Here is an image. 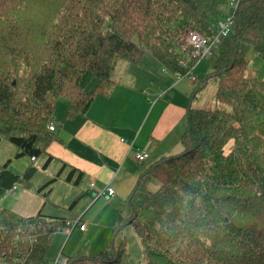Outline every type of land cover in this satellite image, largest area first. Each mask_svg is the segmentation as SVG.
<instances>
[{
  "label": "trees",
  "instance_id": "16d2710c",
  "mask_svg": "<svg viewBox=\"0 0 264 264\" xmlns=\"http://www.w3.org/2000/svg\"><path fill=\"white\" fill-rule=\"evenodd\" d=\"M228 3L0 0V141L15 147L14 159L33 157L20 173L10 169L12 158L0 164V201L15 184L30 185L34 161L58 140L48 129L56 100L67 103L65 119L85 114L95 96L112 92L118 61L138 64L146 54L165 71L184 74L182 37L196 30L211 39L212 23ZM233 19L196 87L217 81L214 107L187 108L182 150L150 163L141 176L158 186L135 199L137 186L128 200L127 225L142 245V260L130 261L121 236L98 252L68 255L66 264H264V78L246 75L241 49L251 45L264 62V0H237ZM46 155L42 168L52 160ZM145 210L149 215L139 219ZM40 219L50 226L35 241H15L18 228ZM63 220L40 212L21 217L0 205V264H48L53 230Z\"/></svg>",
  "mask_w": 264,
  "mask_h": 264
},
{
  "label": "crops",
  "instance_id": "0c3cea01",
  "mask_svg": "<svg viewBox=\"0 0 264 264\" xmlns=\"http://www.w3.org/2000/svg\"><path fill=\"white\" fill-rule=\"evenodd\" d=\"M196 65L192 68L194 77ZM113 79L116 84L110 95L95 96L83 115L65 119L67 103L56 100L52 123L58 140L46 148L52 160L42 168L47 155L36 159L37 169L30 185L15 184L1 205L21 217L38 212L62 219L80 216L85 229L71 232L68 238L75 236V241L68 249L65 247L69 239L63 236L54 255L60 251L73 254L83 244L78 243L80 238L89 242L88 238L94 239L100 231L102 242L88 250L98 252L110 244L114 231H125L131 226L127 225L132 212L128 200L137 186L135 197L143 185L150 183L141 176L143 170L155 160L181 150L186 110L204 87L196 90L195 80L188 76L177 79L147 54L138 64L118 61ZM57 109L60 115L54 116ZM139 150L148 154L142 161L135 159ZM17 160L12 159L9 165L10 169L16 165L11 170L17 173L31 161L27 157ZM53 177L55 181L45 185ZM90 181L94 183L92 188L88 186ZM106 186L112 187L114 193L108 194ZM78 205L82 208L76 214L70 213ZM54 255H48L49 259Z\"/></svg>",
  "mask_w": 264,
  "mask_h": 264
},
{
  "label": "rangeland",
  "instance_id": "374dc122",
  "mask_svg": "<svg viewBox=\"0 0 264 264\" xmlns=\"http://www.w3.org/2000/svg\"><path fill=\"white\" fill-rule=\"evenodd\" d=\"M230 1L231 0H229V3H228V8H227L228 10L231 9ZM241 49L244 51L245 57L249 61L248 67L246 69V75L256 77L259 79H263L264 78V62L257 55H255L253 53L251 45L241 43ZM193 59L195 61L193 62L194 64L191 66L193 67L197 63L196 70H195L196 71V76H195L196 80L195 81H196V87H197L198 81L203 76H205V74L208 72V70L210 71V69H209V64H208L207 58H200V59L193 58ZM207 80H208L207 84H205L202 89L200 88L201 90H200V92H198L196 99L192 101V104H191L192 107H198V108H204V109H211L214 107V105H215V91H216L217 81L214 78H209ZM95 83H96V79H92L91 82L88 84L87 88L89 90H91L94 87ZM58 100L65 102L64 99H58ZM56 114L60 115V109H57L55 111L54 116H56ZM228 147H229V145L226 148H228ZM182 148H183V146L181 147V150H182ZM14 152H15V147L11 143H9L7 140L2 139L0 141V164L3 163L8 158L14 159L13 158ZM25 158L26 157H23V158L18 159V160L22 161V160H25ZM15 160H17V159H15ZM13 167H16V165H14V164H13V166L11 165V169ZM39 179H41L40 175H38V180ZM157 186H158V183L151 180L150 183L148 184V186L143 185V187H142L143 189L141 190V193L144 191V189L153 190ZM7 193H8V191H7ZM138 196H136L135 199ZM4 197L1 199L0 205H2ZM97 202H101V201L99 200ZM195 203L200 204V201H196ZM81 208H82V205H78L70 213L76 214ZM64 213L70 214L67 211ZM148 215H149V211H146V210L141 211L138 214V218L143 220ZM70 218H72V217H70ZM63 236L64 235H62L61 233H53L52 234L51 242H50L49 248H48V255L49 256L54 255L57 252V250L60 248V243L62 241ZM121 236L126 237L127 249H128L129 255H130V261L132 263L140 262L143 258V249H142V245L140 244V241H139L137 235L135 234L133 228L131 226H128L125 231H121V232L119 231L117 233L116 238L113 241L116 243L120 239ZM64 238H65V236H64ZM74 238H75V236H71L70 239L68 238L69 241L66 244V247H65L66 249L71 248L73 246V243L75 241ZM102 238H103V235L101 234L100 231H97V235L94 239H92V237L90 236L88 238L89 242H88V240H86V238H84V239L80 238L78 240V243L80 242L81 244L82 243L83 244L75 252L83 251L84 249H87V250L95 249L96 242H102ZM111 238H114V237H111ZM111 238H110V243H111ZM65 240H66V238H65ZM101 247H103V246H101ZM98 249H100V248H98ZM95 251H97V250H95Z\"/></svg>",
  "mask_w": 264,
  "mask_h": 264
},
{
  "label": "built area",
  "instance_id": "2783aa9c",
  "mask_svg": "<svg viewBox=\"0 0 264 264\" xmlns=\"http://www.w3.org/2000/svg\"><path fill=\"white\" fill-rule=\"evenodd\" d=\"M236 5L237 0H231V9H229L224 16L213 21L212 30L215 34L211 39H208L196 30H188L184 34L182 37V49L186 51L187 58L179 60V64L186 68V72L184 74H176L177 79L182 76H188L192 81L196 80V78L192 75L193 67L187 64V60L189 58H208L211 54L213 46L219 41L220 37L227 36L232 33L234 23L233 14ZM48 129L54 131L53 123L48 124ZM147 155L146 151L139 150L135 152V159L142 161L147 157ZM32 159L33 157H31V160ZM93 185L94 183L91 181L88 184L89 188H92ZM12 189H14V186H12ZM105 190L110 195L114 193V189L110 186H106ZM44 221L45 220L40 219L35 225H29L28 230H26L25 227L18 228L15 234V241L17 242L21 240L30 243L35 241L39 230H45V226H50L49 224H43ZM85 227L86 223L81 220L80 216H76L64 219L61 224L54 228L53 233H61L67 239L74 229L84 230ZM67 261L68 255L60 251L49 260L48 264H66Z\"/></svg>",
  "mask_w": 264,
  "mask_h": 264
},
{
  "label": "water",
  "instance_id": "95a60500",
  "mask_svg": "<svg viewBox=\"0 0 264 264\" xmlns=\"http://www.w3.org/2000/svg\"><path fill=\"white\" fill-rule=\"evenodd\" d=\"M114 238L111 239V243H113Z\"/></svg>",
  "mask_w": 264,
  "mask_h": 264
}]
</instances>
